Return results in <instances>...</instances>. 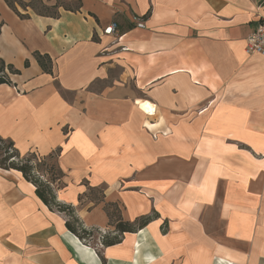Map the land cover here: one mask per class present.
Returning <instances> with one entry per match:
<instances>
[{"label":"crops","instance_id":"0c3cea01","mask_svg":"<svg viewBox=\"0 0 264 264\" xmlns=\"http://www.w3.org/2000/svg\"><path fill=\"white\" fill-rule=\"evenodd\" d=\"M39 2L0 0V138L59 154L57 200L94 237L0 168V264H264V0ZM109 210L137 229L106 246Z\"/></svg>","mask_w":264,"mask_h":264},{"label":"trees","instance_id":"16d2710c","mask_svg":"<svg viewBox=\"0 0 264 264\" xmlns=\"http://www.w3.org/2000/svg\"><path fill=\"white\" fill-rule=\"evenodd\" d=\"M5 1L18 13L15 6L17 3L16 1ZM36 2H39V0H35L29 4L19 2V5L24 8L32 7L33 9H35L34 6ZM43 8L46 10H50L45 7ZM37 12L41 13L40 11ZM21 17L26 18L23 15H21ZM36 58L45 71L51 72V60L49 58L43 57L39 54L36 56ZM5 69V63L0 60V84L10 83L8 74L6 73ZM8 69L12 74L19 73L11 66H8ZM58 158V153H53L46 157L38 156L36 153L22 156L11 140L0 138V168L4 170H16L21 172L23 177L36 187V194L45 205H47L51 210L63 212L69 217V221H67L66 223L67 228L72 233L77 235V237L81 241H89L94 237V232L89 231L83 227L80 220L75 215V209L73 206L61 204L57 200L55 186L57 183H60L65 176L64 172L59 166ZM109 214L111 215V219H114V217L117 219L116 228L118 230V235L114 237L102 235V243L106 246L119 243L120 234H123L125 232H134L137 229L133 224L118 220L120 217L118 212L109 210ZM149 219L150 218L144 217L139 220V226L146 225Z\"/></svg>","mask_w":264,"mask_h":264},{"label":"built area","instance_id":"2783aa9c","mask_svg":"<svg viewBox=\"0 0 264 264\" xmlns=\"http://www.w3.org/2000/svg\"><path fill=\"white\" fill-rule=\"evenodd\" d=\"M139 28H144L142 20H136ZM118 24L112 23L104 30L105 35H114L118 33ZM246 51L249 55H259L264 57V18L259 26L248 36L246 42Z\"/></svg>","mask_w":264,"mask_h":264},{"label":"rangeland","instance_id":"374dc122","mask_svg":"<svg viewBox=\"0 0 264 264\" xmlns=\"http://www.w3.org/2000/svg\"><path fill=\"white\" fill-rule=\"evenodd\" d=\"M13 1H16L18 4H19V2H18V0H13ZM35 9L37 10V11H40L41 13H52V11H50V10H46V9H44L43 8V5H42V3L41 2H36L35 3ZM61 183V182H60ZM59 183V184H60ZM97 194H99V192H97Z\"/></svg>","mask_w":264,"mask_h":264}]
</instances>
